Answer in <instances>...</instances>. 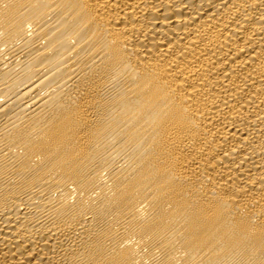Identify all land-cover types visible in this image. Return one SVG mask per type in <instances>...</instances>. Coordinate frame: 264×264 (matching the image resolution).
<instances>
[{"label": "bare ground", "instance_id": "bare-ground-1", "mask_svg": "<svg viewBox=\"0 0 264 264\" xmlns=\"http://www.w3.org/2000/svg\"><path fill=\"white\" fill-rule=\"evenodd\" d=\"M0 264H264V0H0Z\"/></svg>", "mask_w": 264, "mask_h": 264}]
</instances>
